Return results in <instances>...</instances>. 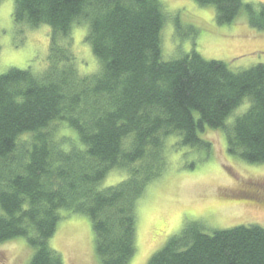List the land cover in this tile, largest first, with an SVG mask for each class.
<instances>
[{"label": "trees", "instance_id": "obj_1", "mask_svg": "<svg viewBox=\"0 0 264 264\" xmlns=\"http://www.w3.org/2000/svg\"><path fill=\"white\" fill-rule=\"evenodd\" d=\"M196 1L222 25L244 11L264 31V3ZM13 20L51 29L43 67L0 74V244L25 238L29 264H64L50 241L65 214L90 218L102 264H131L137 204L164 174L171 138L210 152L203 134L222 131L230 155L264 164V65L234 72L196 52L164 61L160 0H15ZM84 25L93 76L71 46ZM118 170L124 180L103 186ZM148 264H264V227L193 224Z\"/></svg>", "mask_w": 264, "mask_h": 264}, {"label": "rangeland", "instance_id": "obj_2", "mask_svg": "<svg viewBox=\"0 0 264 264\" xmlns=\"http://www.w3.org/2000/svg\"><path fill=\"white\" fill-rule=\"evenodd\" d=\"M160 1L167 14L162 32L164 61L196 52L206 61L226 63L234 72L264 65V31L252 27L244 11L233 23L222 25L213 5L201 6L196 0ZM242 1L255 8L264 3ZM14 5L15 0H0V74L39 69L49 55L50 27L15 25ZM71 34L80 73H98L99 62L84 43L87 25L74 27ZM202 137L210 143V152L184 146L182 137L168 140L166 170L137 204V252L131 264H148L172 238L193 224L208 234L240 226L264 227V164H250L230 155L222 131L206 130ZM125 177V172L113 171L103 186L116 185ZM50 246L64 264H102L88 216L65 214ZM32 256L25 238L0 244V264H29Z\"/></svg>", "mask_w": 264, "mask_h": 264}]
</instances>
